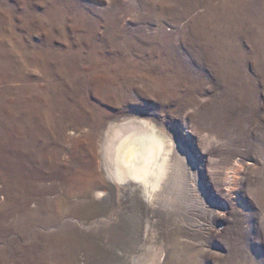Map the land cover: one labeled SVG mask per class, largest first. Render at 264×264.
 <instances>
[{"label": "rangeland", "instance_id": "1", "mask_svg": "<svg viewBox=\"0 0 264 264\" xmlns=\"http://www.w3.org/2000/svg\"><path fill=\"white\" fill-rule=\"evenodd\" d=\"M130 117L178 149L149 220L103 163ZM146 225L144 264H264V0H0V264H109Z\"/></svg>", "mask_w": 264, "mask_h": 264}, {"label": "bare ground", "instance_id": "2", "mask_svg": "<svg viewBox=\"0 0 264 264\" xmlns=\"http://www.w3.org/2000/svg\"><path fill=\"white\" fill-rule=\"evenodd\" d=\"M137 140H140V146L137 149L135 148L136 151L132 154L130 159L125 162L123 158L124 155L122 157V151L126 146L133 144ZM151 147L155 149L150 152ZM173 149H175L174 146L169 143L165 134L160 132L156 125L146 119L130 117L124 120H115L108 128L103 141L102 155L103 163L110 173V181L114 185L111 192L113 194L115 191H119L126 194V203H130V208L141 210L140 206L142 205V210H144L143 219L149 220L151 217L152 213L150 211L154 201H164L163 195L161 196L160 194L163 193L162 189L166 184L164 178L166 176L167 167L170 164V166L173 165L174 168V163H176L179 157L178 149L175 154ZM153 151L156 152L151 161V168L149 172L145 174V177L144 175L141 176V174H139L141 168H138V166H141L142 163L148 159V156H150L149 153L151 154ZM201 157H204V155H201ZM122 158L124 162L121 161ZM211 160L212 159H210V161ZM201 163V160L196 159V168L197 165ZM173 178L174 177H172V179ZM111 192L102 196L98 194V196L111 198ZM223 197L226 203L229 205L232 204L228 195H224ZM104 198L103 200L106 201ZM217 222L222 224L220 220ZM129 235H132L133 240L139 238L136 239V242L139 241L138 244H140V246L135 243L133 245H137L138 247L135 246L130 253H124L125 251L122 250L123 252L121 254L116 253L113 255V257L115 256L117 258L115 261L112 257V262L114 264H144V256L146 257L149 251V245L147 244L150 241V235L153 236V230L146 225L145 231H142L138 236L135 232H131ZM109 261H111L110 258ZM112 262L109 264H112Z\"/></svg>", "mask_w": 264, "mask_h": 264}]
</instances>
